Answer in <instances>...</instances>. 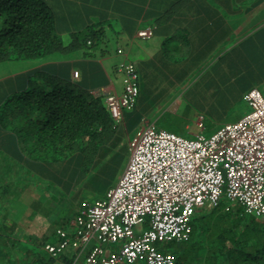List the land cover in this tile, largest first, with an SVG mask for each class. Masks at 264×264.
<instances>
[{
	"label": "trees",
	"instance_id": "16d2710c",
	"mask_svg": "<svg viewBox=\"0 0 264 264\" xmlns=\"http://www.w3.org/2000/svg\"><path fill=\"white\" fill-rule=\"evenodd\" d=\"M161 1L169 7L157 17L160 21L187 17L189 10L201 7L206 14L216 9L222 16L233 9L236 16L264 13V9H257L264 0ZM59 2L0 0V64L10 63L17 68L18 63H41L58 53L94 47L100 36L93 29L74 34L70 46H64L58 28ZM229 54L215 64L218 74L222 73ZM193 61L198 63L196 59ZM66 66L45 65L18 74L8 80L7 92L0 94V220L10 222L6 228L13 230V234L25 233L21 240L9 235L0 242L1 264L73 263L74 254L70 252L58 258L46 251L48 257L41 254L52 236H33L28 234L29 228L23 233L24 224L8 221L12 201L23 196L36 198L38 186L34 182L41 180L47 184L44 191L49 189L53 197H46V202L33 199L38 205L32 215L40 212L43 220H51V228L69 230L70 220L76 219L82 208L91 203L82 200V189L102 193L104 188L108 191L112 187L115 174L129 152V140L125 138L145 115L138 104L140 84L135 107L126 109L122 122L117 123L105 98L94 96L81 81L73 82L63 72ZM6 197L10 199L8 203ZM228 204L222 200L217 207L196 213L188 239L170 241L173 250L167 249L169 242L158 243L159 251L173 255L174 264H264V221L246 213L240 204L231 207ZM68 208L71 215L65 218L61 214ZM19 244H29L31 248L23 249L18 260L11 251L15 253Z\"/></svg>",
	"mask_w": 264,
	"mask_h": 264
},
{
	"label": "built area",
	"instance_id": "2783aa9c",
	"mask_svg": "<svg viewBox=\"0 0 264 264\" xmlns=\"http://www.w3.org/2000/svg\"><path fill=\"white\" fill-rule=\"evenodd\" d=\"M153 35L151 27L137 32L141 40ZM118 69L123 90L107 94L105 103L120 123L140 88L135 64L122 62ZM245 101L249 112L210 136L202 120L191 138L143 120L118 183L79 212L72 232L57 230L58 243L44 248L48 255L72 251V264H174L157 244L188 239L196 213L222 200L264 221V93L253 88Z\"/></svg>",
	"mask_w": 264,
	"mask_h": 264
},
{
	"label": "crops",
	"instance_id": "0c3cea01",
	"mask_svg": "<svg viewBox=\"0 0 264 264\" xmlns=\"http://www.w3.org/2000/svg\"><path fill=\"white\" fill-rule=\"evenodd\" d=\"M58 5V28L65 47L73 42L74 34L89 29L97 31L100 39L95 45L92 43L94 47L58 53L51 60L41 63H18L20 65L12 71L0 73V94L7 92V85L10 84L8 80L18 74L45 65L64 64L68 66L63 72L73 82L81 81L80 84L94 96L105 98L107 94L122 92L123 76L118 67L120 63L129 61L135 64L140 74L138 104L141 110H145L141 122L146 119L160 129L191 138L200 132L198 124L200 120L204 123L205 117L201 115L203 119L200 118L199 113L202 111L199 109L195 113V117H199L190 118L191 113L187 107L182 108L183 104L201 108L203 105H198V101L206 96L215 101L216 96L212 93L228 88L234 94H241L244 99L252 88L264 93V13L257 11L251 15L236 16V10L233 9L226 10L228 14L222 16L216 9H211L214 10L212 14H206L205 8L201 7L189 10L187 17L160 21L157 17L169 7L161 0H60ZM258 6V10H263L264 1ZM150 26L154 28L151 39L137 38L139 30ZM120 50L123 51L121 54L118 53ZM225 54H229L226 65L222 73L218 74L214 66ZM193 59L198 60V63H194ZM2 65L10 63H2L0 68ZM75 72L79 73L78 77L74 76ZM223 103L215 102L213 107H221ZM182 111L184 118H166L167 114L182 117ZM173 120H178L180 124L194 121L195 127L191 128L186 123L185 135H182L175 130L176 123ZM141 122L134 128L133 134ZM179 126L182 131V125ZM130 135L126 136L127 141L131 140ZM106 193L107 189L104 188L94 201L103 198ZM34 194L36 198L41 197L39 188L35 189ZM52 197L51 194L49 199ZM5 201L8 203L9 197ZM77 210H80V206ZM40 214L32 215L26 211L22 219H26L23 232L28 228L27 232L32 230L34 222L39 220L33 236L50 235L54 241L58 229L51 228V220H43ZM73 218L69 222V230H74Z\"/></svg>",
	"mask_w": 264,
	"mask_h": 264
},
{
	"label": "rangeland",
	"instance_id": "374dc122",
	"mask_svg": "<svg viewBox=\"0 0 264 264\" xmlns=\"http://www.w3.org/2000/svg\"><path fill=\"white\" fill-rule=\"evenodd\" d=\"M15 67L16 66L13 65V64L12 65H2L1 68H0V73H4L7 70L12 71ZM122 76H123V80H124V75L122 74ZM121 83L118 84L119 87H121ZM199 86H201V85H199ZM212 95L216 96L215 101H213V99L210 96H208V97L206 96V98H204L203 100L198 101L199 102L198 105H200V106L203 105L201 108H198L199 106H197V108H194V107H188L185 104L182 105L183 106L182 108L187 107L188 111L191 113V117L190 118H198L201 115H203L205 117V121H204L205 130L203 131V134L206 135V136H210L211 134L216 132L220 127L224 126L225 124H227L229 122H232V121H236L237 119H240V118H237V117L238 116L243 117L250 110L248 105H247V103H246V101H245V99H244V97L241 96V94L237 95L236 93L235 94L232 93V89L231 88H228L227 90L222 89V90H219L217 92H213ZM215 102L216 103L224 102V103H223V105L221 107H218V105H217L214 108L213 104ZM199 109L202 112L199 113L200 115L198 114L199 116L195 117V113H198ZM184 117H185V115H183V111H182V117L180 115H176V114H167L166 115V118H184ZM173 121L176 123L175 130L179 134H182V135H185L184 134L185 133V128L184 127L186 126V123H189L191 128L195 127V122L194 121H191L192 125H191L190 122H182L180 124V122H178V120H173ZM179 125H182V131H181V126H179ZM134 135L135 134H133V132H132L131 135H130L131 139L134 137ZM128 160H129V152H128V155L126 156V158H124V160L122 161V164H120V170L115 174V178H114V181H113L112 185H116L118 183V181L121 178V175H122L125 167L127 166ZM90 170H91L90 172L93 171L92 169H90ZM91 179L92 178H89V180H91ZM34 184H35V186L37 185L38 188L40 187L39 188L40 195H44V196L40 197V199L35 198V197L33 199L34 200H42L43 199V201L46 202L47 200H44V199H46V197H50V190L47 189V190L44 191L43 187L47 186V184L42 182L41 180L38 181V182H34ZM35 186H33V187H35ZM87 187H89V185ZM82 190H83V192H82L81 196L85 200H88L89 202H93L94 199L99 196L98 193L94 192L90 188L87 189V190H85V189H82ZM56 198L57 199H61L60 196H58ZM14 199H16V198H14ZM33 199H31L29 197H26V196H23V197H19L16 200L12 201L13 203L10 206L11 210L7 214L8 215V221L12 220V221L16 222V224L18 223V225L23 224L24 220H22V219L24 217V214H26V211L34 214L33 211L37 207L36 204L38 205V202L34 201ZM25 201H28V202H25ZM232 205H234V204H228V206H230V207ZM52 207H53V209H55V206H52ZM2 211H4V210H2ZM70 211L71 210L69 208L65 209L62 212L61 215L62 216L71 215ZM2 216H4V215H2ZM40 220H41V218H40ZM9 223L8 222L5 223L3 219L0 220V242L2 240H6L7 237H9V235L12 238H14V239L15 238L20 239V240L23 239L24 238L23 235L25 234L23 231H22L24 233L23 235L21 233L20 234H16V233L13 234L12 233V232H14L13 230L10 232L11 229H9V228L7 229L6 228V226L10 225ZM38 224H39V220L37 222H34V225L31 227L32 230L28 231V234H31L33 232L32 233V235H33L34 233H36L35 231H36V229L38 227ZM24 242L26 243V241H24ZM49 242H51L53 244H57L58 243V238L55 237L54 241H52L50 239ZM27 243H28V241H27ZM26 247L27 248H31V246L29 244L28 245L19 244V246H17L15 248V253H13L14 251H11L12 257L14 255H16V257H18L17 258L18 260L21 259L22 258L21 252H22L23 249H26ZM166 247H167V249H170V250L174 249L173 248L174 247L173 243H171V242H169ZM17 248H19V252H16ZM40 251H41V254L44 257H48V255L45 252V250L42 249ZM0 264H1V262H0Z\"/></svg>",
	"mask_w": 264,
	"mask_h": 264
},
{
	"label": "clouds",
	"instance_id": "9594fccd",
	"mask_svg": "<svg viewBox=\"0 0 264 264\" xmlns=\"http://www.w3.org/2000/svg\"><path fill=\"white\" fill-rule=\"evenodd\" d=\"M69 253V252H68Z\"/></svg>",
	"mask_w": 264,
	"mask_h": 264
}]
</instances>
